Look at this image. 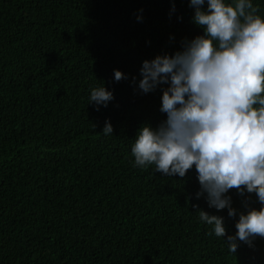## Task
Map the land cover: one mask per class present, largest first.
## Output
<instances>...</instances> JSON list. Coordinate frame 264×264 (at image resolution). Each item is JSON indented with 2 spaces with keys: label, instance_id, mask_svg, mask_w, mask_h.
Masks as SVG:
<instances>
[{
  "label": "trees",
  "instance_id": "1",
  "mask_svg": "<svg viewBox=\"0 0 264 264\" xmlns=\"http://www.w3.org/2000/svg\"><path fill=\"white\" fill-rule=\"evenodd\" d=\"M194 13L190 0H0V264H264V238L235 255L225 241L255 193L229 190V217L196 197L195 166H134L138 130L166 119L168 85L143 93V61L202 35ZM101 83L114 99L97 110ZM198 208L224 217V237Z\"/></svg>",
  "mask_w": 264,
  "mask_h": 264
},
{
  "label": "clouds",
  "instance_id": "2",
  "mask_svg": "<svg viewBox=\"0 0 264 264\" xmlns=\"http://www.w3.org/2000/svg\"><path fill=\"white\" fill-rule=\"evenodd\" d=\"M204 3L190 0L202 35L172 55L143 61V93L168 85L160 109L166 119L155 129L144 124L131 152L134 166L155 165L166 177L183 178L195 166L196 197L206 193L209 208H227L229 217L236 215L229 190L255 193L261 207L241 212L235 235L225 240L235 255L238 241L252 246L256 237L264 238V16L253 0H208L207 10ZM123 79L114 69V80ZM113 99L102 83L89 96L97 110ZM102 132L112 135L110 122ZM198 210L217 237L226 235L224 217Z\"/></svg>",
  "mask_w": 264,
  "mask_h": 264
}]
</instances>
